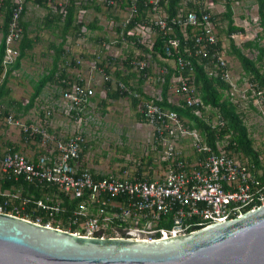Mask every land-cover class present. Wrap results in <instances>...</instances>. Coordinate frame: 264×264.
<instances>
[{"label":"built area","instance_id":"built-area-1","mask_svg":"<svg viewBox=\"0 0 264 264\" xmlns=\"http://www.w3.org/2000/svg\"><path fill=\"white\" fill-rule=\"evenodd\" d=\"M41 1H45L50 12L64 16V1ZM220 1L224 0H180L174 12L168 14L167 0H144V15L134 20L138 0H101L103 8L113 11L109 13L108 27H113L115 35L101 41L100 47L107 50L110 45L125 41L147 50L137 47L138 53H126L121 62L131 66L128 71L138 75V71L147 68L149 71L142 75L144 80L149 79L153 59L150 51L156 36L162 39L164 55L156 54L164 63L155 75L159 87L152 88L150 94L129 82L111 78L109 65L115 57L105 56L100 65L96 59L100 57L95 53L89 63L91 70H98L101 82H110V90L136 100L135 112L149 126L150 151L131 160V168L97 175L81 166L80 131L73 130L63 137L49 132L54 107L77 126L80 124L81 114L94 96L93 87L84 80L66 81L54 106L46 109L35 124L25 125L12 114L2 115L0 107L6 124L18 125L28 137L38 135L42 145V151L33 157L16 151L0 152V178H21L41 191V196L34 198L32 194L21 196L19 187L0 189V212L19 216L27 208L19 217L59 228L62 217L56 216L65 212L63 202L67 200L71 207L64 217L66 231L74 226L70 232L82 236L161 239L239 217L264 205V89L252 77L242 85L232 79L219 44L218 19L213 13ZM9 2L1 76L13 64L22 36L20 14L25 0ZM114 10L121 12L118 21L119 13ZM82 12H77V23ZM129 23L132 25L126 28ZM74 62L79 64L80 60L76 58ZM194 62L201 65L207 77L226 85L223 95L244 119L254 113L261 120L262 135L252 145L254 159L232 148L235 142L230 141V129L221 133L226 121L215 107L204 104L200 98L193 79ZM169 68L172 72L167 102L190 108L205 129L191 126L186 117L159 104L160 84ZM105 90L102 88L100 93L105 94ZM208 133L212 135L211 141Z\"/></svg>","mask_w":264,"mask_h":264},{"label":"rangeland","instance_id":"rangeland-1","mask_svg":"<svg viewBox=\"0 0 264 264\" xmlns=\"http://www.w3.org/2000/svg\"><path fill=\"white\" fill-rule=\"evenodd\" d=\"M57 1L62 2L66 0ZM244 3L247 4L248 1H245ZM249 6L250 4L247 7ZM26 9H28L27 5ZM44 13V9L43 11L33 9L30 11L29 15L24 16V20H28V27L25 32L30 38H34V40L32 39L31 48L25 52V55L23 57L24 59L22 60L19 68L11 72L9 76L7 75L5 84L8 86L6 87L13 85V97L12 100H10L11 104H7L9 102V100L7 99L9 94L5 97L3 96L0 98L1 105H4V107L7 106L8 114H12L14 118L16 117L15 115H18V110L16 109L15 103H19L20 105H22L23 103L28 101L29 95L31 94L33 89V82L49 65L50 55L53 50H50L51 48L48 46V43L53 42V44L55 45L61 38L60 31L57 28L59 26L44 27L41 18ZM114 13L119 12L118 10H114ZM116 18L117 21L121 19V12L117 14ZM88 19L89 13H85L80 20L82 23H84ZM75 23L78 24L76 21V17ZM256 24V22L250 20L251 28L247 29V36H245L244 32L243 34L237 33L235 38L232 39V42L238 40V44H240V41H242V39H245L246 37H252V39H256V37L260 38L261 36H258L260 35V28H257ZM103 26L105 28V30L103 31L105 40H111L115 33L113 32V27H108L107 17L103 19ZM79 32L81 33V35H79L77 38L75 37L74 31L71 30H69L64 36L65 43L62 47L64 49H67V55H63L62 57L63 60L66 59L67 61L65 68L75 66L76 63L74 61L76 58L80 60V64L78 65H83V63H81L80 57H93L94 55L92 51L96 50L95 53L98 54L99 57H102L96 58L99 59V62H103L105 60L104 57L108 55L116 58V60L112 61L109 65V71L111 72V74H113L116 70L119 72H124L125 70L130 69L126 67L125 64H122L121 61L129 51H133V55L135 53H138V50L135 49L137 47L125 41H121L118 44L115 43L110 45V47L106 50L103 47H97L93 45L91 43V40H89L90 35H92L94 31H91L86 27L82 28V26L80 25ZM258 41L260 44H262L264 42V38L262 40L258 39ZM245 52L248 53L247 50ZM251 53H253L252 50H250V54L248 53V55L253 58V55H251ZM231 60L232 59L230 58V63ZM96 63L98 62L96 61ZM104 64L105 63H103V65ZM161 66H163V64L159 61H156L154 59L150 60L151 74L150 78L148 79L151 80L149 82L150 86L156 85L155 75L157 70ZM85 67L86 70L89 71V65L85 64ZM262 71L264 72V68ZM95 72L99 75L97 69H95ZM8 78H10V81ZM113 78L116 79V75H114ZM1 80L2 76L0 75V82ZM46 86L47 87L43 89V94H40L38 97L40 102H38V99L34 100L35 104L32 109L26 114L24 113V115L29 116V120H27V122L21 121L23 124H35L40 120V111L42 112L43 109H50L54 106V99L56 98V95H58V90L60 89L54 87L53 84H47ZM93 89L94 96L91 100V105L86 107L81 114L80 124L77 127L72 128L74 130L80 131L83 137L84 149L82 155L84 162L87 161L92 166H94V169H98V171H101V173L118 171L119 169L126 167L131 168V160L138 158L139 155L143 154L146 151H150V143L147 137V127L141 125V121L138 120L137 116H135V109L131 106L130 100L127 97L109 99L106 98L104 93L99 92V87L94 86ZM101 100H103L104 103H101ZM52 114L53 116L57 115L56 118H59L60 120H66L65 118L59 117L60 115H63L55 107ZM0 118L3 121L2 115H0ZM68 120L71 121L70 123L76 124L72 119ZM66 123L69 124V121H67ZM244 123L247 127L248 134L252 139V145H254L262 135L260 125L261 120L256 114L251 113L250 117H246L244 119ZM11 125L17 127V131H11L10 129H8L10 131V134H16V137L14 138L17 140L16 144H21L22 147H27L29 149V143L26 144V142H30L32 139H28L27 141L21 140L20 135H22V133L20 132L18 125ZM6 127L7 126H4V128ZM70 129L71 127L67 126L64 134L69 133ZM51 130H53V128ZM51 130L49 131L50 133H52ZM32 145L35 144L33 143ZM19 214H22L21 211Z\"/></svg>","mask_w":264,"mask_h":264},{"label":"water","instance_id":"water-1","mask_svg":"<svg viewBox=\"0 0 264 264\" xmlns=\"http://www.w3.org/2000/svg\"><path fill=\"white\" fill-rule=\"evenodd\" d=\"M0 264H264V205L161 239L82 236L0 212Z\"/></svg>","mask_w":264,"mask_h":264},{"label":"trees","instance_id":"trees-1","mask_svg":"<svg viewBox=\"0 0 264 264\" xmlns=\"http://www.w3.org/2000/svg\"><path fill=\"white\" fill-rule=\"evenodd\" d=\"M179 1L180 0H167L165 10L167 11L168 14H172L174 12V9L175 7L178 6ZM255 1L257 5L258 24L261 27L262 33L264 34L263 1L262 0H255ZM36 2L45 6V1L36 0ZM229 2H230L229 0H225V5H224L225 10L222 13V18L226 20V27L224 30L226 36H228L229 34L235 33V32H242V28L237 27L232 24L231 9H230ZM143 3H144V0H138V15L134 18V20H139L140 16L144 15V11L146 7L144 6ZM83 6H86V5H83ZM10 10L11 8H10L9 0H1L0 11L2 12V20L0 22L1 23L0 30H1L2 36L0 38V75L2 72L1 59H2V55L4 51L3 35L5 33V27H6V23L8 21L9 15H10ZM76 10H77V6H75L74 0H67V3L65 5V14L63 16V19H61V13H56V12L52 13L50 12V10L47 11L46 16L48 17L47 18L48 24L53 23L56 25L58 24L60 25L61 41L58 42L57 46L53 47L55 49L56 56L52 58V66L50 70L47 72V75H43L35 81L32 92L29 95L28 104L25 106V108H29L32 105L34 99L38 96L42 87L46 84V82H48L49 80H51V78H53L52 76L55 73L57 61L59 60V58L62 59L61 56L67 54V52H65L61 48L63 41H64L65 34L69 30H71V31H74L76 38L79 35H81V33L79 32V26L81 24L75 23ZM23 12H24V8L20 14L21 18H22ZM20 25L22 28V36L18 43V54L15 57V60L13 64L11 65V67H9L4 73V75L2 76V80L0 82V98L3 96H7L9 93L8 89L5 87L6 78H7V75L9 74V71L11 70V68H16L18 66L19 59L24 54L25 50L31 48V45H32L31 40L26 38L24 34L25 25L22 23V21H20ZM131 25L132 23H129L126 26V28L130 27ZM115 29L118 31L119 28L118 29L115 28ZM258 36H262V35H258ZM126 39L133 40V38L129 36H126ZM248 43L250 44L251 42H248ZM136 46L139 47L144 52L147 51L141 45H136ZM230 46H231L232 54H234V56L239 61L240 66L243 69V71L251 75L252 78L256 80L258 84L264 89L263 73H260L259 69L255 67L254 63L250 59H248L246 56H244L238 49L234 48L232 45ZM150 54L152 58L156 61H159L158 58L156 57V54L162 55V56L164 55L163 43H162V39L160 36H156L154 44L150 51ZM127 58L129 57L127 56ZM159 62L164 64L162 61H159ZM101 64L102 62L100 63V65ZM124 64L128 68L131 67L126 62H124ZM143 71L147 73L149 69L146 68L145 70L138 71L137 84H140L145 78L142 75ZM171 72H172V69L169 68L168 72L164 76L163 82L160 84L161 101L159 102V104H161L164 107L173 109L179 115L186 117L191 122V126H194L196 128L205 129L202 122L191 114L190 108L188 107L178 108L174 106L173 104H170L169 102H167L166 98H167V93H168L169 85H170L169 78H170ZM60 73L62 76L63 70H61ZM118 73H119L118 71H115V75L118 78V80L125 81V79H122V77H120ZM61 76L58 77L59 80L62 79ZM193 79H194V84L197 87L199 96L202 99L203 103L208 104L212 107H215L219 111L220 115L225 119L226 125H225V128L221 131V133L225 132L226 129H230L232 131V137L230 138V141L232 140L235 142V145H233L232 148H234L235 151L241 152L243 155L254 159L256 157V153L253 150L252 139L250 138L248 134L247 127L244 123L243 117L240 113L236 112L234 106L223 95V91L226 85L223 82L215 78L207 77L201 65H198L195 62L193 63ZM109 85H110L109 81L102 82V86L106 89L105 90L106 98L116 99L119 97H128L125 93H119L117 91L110 90ZM60 86L61 88H64L66 86V83H61ZM136 89L139 90V85H137ZM129 100H130L131 106L134 108L136 104V100L132 98H129ZM101 103H104V101L101 100ZM7 112H8V109L7 107H5L2 110V115H6ZM24 135H27V134L23 133V136ZM211 137H212L211 133L210 134L208 133L209 141H211ZM32 138L39 141L38 135H33ZM12 186L21 188L20 190L21 196H28L30 194H32L34 198H38L41 196L40 189H37L33 185L24 182L21 178H18V179L4 178L3 180L0 181L1 189L10 188ZM63 203H64L63 206L65 208V212L56 216V218L62 217L61 219L62 224L61 226H59L60 229L67 228L64 222V217L67 215L71 207V205L68 203L67 200H65ZM26 210L27 208L24 209L22 213L25 212ZM19 216H22V215H19ZM44 221H45V218H44ZM73 228L74 226H71L69 231H72Z\"/></svg>","mask_w":264,"mask_h":264},{"label":"crops","instance_id":"crops-1","mask_svg":"<svg viewBox=\"0 0 264 264\" xmlns=\"http://www.w3.org/2000/svg\"><path fill=\"white\" fill-rule=\"evenodd\" d=\"M74 1H77V0H74ZM229 1H230L229 3H230V9H231L232 24L237 26V27L242 28V32H235V33L229 34L228 36L225 35L224 30L226 27V20L224 18H222V13L225 10V8H224L225 0L220 1L219 3L216 4V7H215V10L213 11V13H214L215 17H217V19H218L217 35L219 38V44L221 45V52H222L224 58L226 59L229 71H230L231 76H232V79H237L236 82L239 85H242L246 79L251 78L252 76L243 71V69L240 66L239 61L234 56V54H232L230 45H232L234 48L238 49L244 56H246L248 59H250L254 63L255 67H257L259 69V72L264 74V72L262 71L264 68V42L262 44H260L258 41V39L262 40L264 38V34L262 33L261 27L258 24L257 5H256L255 0H229ZM245 1H248V3L245 4L244 3ZM262 1H263V14H264V0H262ZM64 2H65L64 5H66L67 0ZM249 4H250V6L247 7ZM26 5L28 6V9H26ZM83 5H86V6H83ZM24 6H25L24 12L22 14V18L20 19V21H22V23L25 25L24 31L28 27V20L27 19L24 20V16L29 15L30 11L33 9L34 10L38 9L41 11H43V9L45 10V13L41 17L44 27H57V26H59L57 28L60 31V25L59 24L58 25L53 24V23L48 24V20H47L48 17L46 16V13L48 10H50V8L48 7V5L46 3H45V6H43V5L39 4L38 2H36V0H25ZM75 6H77L75 17L78 14L77 12L79 9L83 10L82 16L85 13H89V19L88 20H86L84 23H82L80 20V22H78V23H80L81 26L86 27L91 31H94V33L92 35H90L89 40H91V43L93 45L100 47V45H99L100 42L105 40V35L103 32L104 31L103 19L105 17L108 18L109 13L111 14V11L103 8L101 0H80L79 4H75ZM1 15H2V12L0 11V16ZM61 19H63V17ZM250 20L257 23L256 24L257 28H260V35H262V36L260 38L256 37V39H252V37H246L245 39H242V41H240V44H238L239 41L237 39H236L237 41L232 42V39L235 38L237 33L243 34V32H244L245 36H247V34H248L247 29L251 28ZM0 21H1V18H0ZM0 25H1V23H0ZM24 34H25L26 38L31 40V42H32V39L34 40V38H30L26 32ZM1 36H2V33L0 30V38H1ZM60 41H61V38L59 39L58 42H60ZM58 42L55 45L53 44V42L48 43V46L51 48L50 50H53V51L51 52V55H50L48 67L38 76V78L43 76V75H47V72L50 70V68L52 66V58L56 56L55 49L53 47L57 46ZM248 42H251V43L249 44ZM64 43H65V39L63 41V44ZM63 44H62V46H63ZM62 46H61V48L65 52H67V49H64ZM246 50L248 51L249 54H250V50L253 51V53H251V55H253V58L251 56H249L248 53L245 52ZM26 51H28V49L25 50V52ZM95 51L96 50L92 51L93 55H95ZM25 52L22 55V57L19 59L18 66L16 68H11V70L9 71V74H11V72H13L14 70L19 68L22 60L24 59L23 57L25 55ZM61 58L62 59L59 58V60L57 61L56 70L52 76L53 78H51V80L46 82V84L42 87L38 96L34 100L38 99L40 94L41 95L43 94V89L47 87L46 86L47 84H53L54 87L60 89V90H58V95H56V98L54 99V101L58 98L60 91L62 89L60 84L66 83V81L70 82V81H74V80H79V81L84 80V81L88 82L92 87H94V86L99 87V92L102 88H104L102 86L101 77L98 74H96V72L94 70H91L90 68H89V71L86 70L87 66L85 67V64L89 65L90 61L92 60V56H90V57L88 56V58L80 57L81 63H83V65L75 64V66H73V67H66V68L64 65L66 59L63 60L62 56H61ZM100 58H102V57H100ZM230 58L232 59L231 63L229 62ZM61 70H63L62 76L60 73ZM9 74H8V76H9ZM114 75H115V72L111 75L112 79H114L113 78ZM118 75L120 77H122V79H125V82L131 83L134 87H137V85H139L140 89H143L148 94L152 93V88L157 89L159 87L157 84L155 86L154 85L150 86L149 82L151 80H148V79L142 81L140 84H137L138 75L136 74V72L125 70L124 72L120 71L118 73ZM59 76H61L62 79L59 80L58 79ZM99 77H100V79H99ZM8 79L10 81V78H8ZM116 79H118V78H116ZM35 81L33 82L32 87L34 86ZM6 86H8V85L5 84V87ZM12 87H13V85L6 87L9 91V93H8L9 96L7 97V99L9 100L8 104H11L10 100H12V97H13L12 96V90H13ZM38 102H40V100ZM27 104H28V101H26L22 105H20L19 103H17V104L15 103L16 109L18 110L17 111L18 115H15L16 119H18L20 121H26V122H27V120H29L28 119L29 116L24 115V113L26 114L28 111H30L32 109V107L35 104V101H33L32 105L29 108H25V106ZM0 107H1V111L5 108L4 105L3 106L1 105V103H0ZM7 109H8V107H7ZM45 110H46V108L43 109L42 112L40 111L39 119L42 118ZM7 114H8V112H7ZM56 116L57 115L53 116V114L50 116L49 127H48L49 131L53 128V130H51V132L54 136H56V137L66 136L74 130V129H72L73 127H77L76 124L70 123L71 121L68 120V118L61 116V115L59 116L61 118H65L67 121H69V124L66 123L67 122L66 120H60L59 118H56ZM135 116L138 117L137 114ZM138 120H140L139 117H138ZM243 120H244V117H243ZM141 125H144L147 127V130H148L147 137L149 140V134H150L149 126L147 124H145L143 121H141ZM4 126H7V127L4 128ZM67 126L71 127L70 132L64 134ZM15 127L16 126H13L11 124L6 125V123L4 121H2L0 118V152L1 153L9 152V151L10 152L16 151V152H19V153L27 156V157H33L42 151V145L40 143V139H39V141H37L36 139L30 138L27 135L23 136V132H21V131H20L22 133V135H20L21 140H23V141H27L28 139H32V140L30 142L29 141L26 142V144L29 143V145H28L29 149L27 147H22L21 144L17 145L16 144L17 140L14 139L16 137V134L15 133L10 134V131L8 130V129H10L11 131H17V127L16 128ZM147 137H146V139H147ZM33 143L35 145H32ZM83 149H84V146L82 148V152H83ZM144 153L139 155V157L143 156ZM148 156L149 157L152 156V153L151 152L148 153ZM131 157H133V156H131ZM128 159H129V157H128ZM147 161L149 162V160H147ZM80 163H81L82 167L87 168L93 174H97V175L104 174V173H101V171H98V169H94V166H92L87 161L84 162L82 153H81ZM4 178H6V177L0 178V181L3 180ZM7 179H9V178H7ZM4 189H9V188H4Z\"/></svg>","mask_w":264,"mask_h":264}]
</instances>
